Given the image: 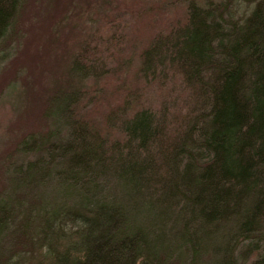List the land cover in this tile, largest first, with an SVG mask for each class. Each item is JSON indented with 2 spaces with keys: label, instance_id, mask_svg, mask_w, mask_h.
I'll list each match as a JSON object with an SVG mask.
<instances>
[{
  "label": "trees",
  "instance_id": "16d2710c",
  "mask_svg": "<svg viewBox=\"0 0 264 264\" xmlns=\"http://www.w3.org/2000/svg\"><path fill=\"white\" fill-rule=\"evenodd\" d=\"M21 3L0 0V41ZM119 3L20 140L0 264H263L264 0Z\"/></svg>",
  "mask_w": 264,
  "mask_h": 264
},
{
  "label": "rangeland",
  "instance_id": "374dc122",
  "mask_svg": "<svg viewBox=\"0 0 264 264\" xmlns=\"http://www.w3.org/2000/svg\"><path fill=\"white\" fill-rule=\"evenodd\" d=\"M149 1L119 0L117 7L148 5ZM21 2L15 25L0 41L1 198L10 191L11 164L15 165L23 159V154L18 152L20 140L33 132L41 134L49 130L52 121L45 113L51 96L57 90L74 84L68 75L71 56L78 50L80 40L96 31L101 24L97 15L101 8L100 0ZM167 5L164 9L169 10ZM131 40L124 56L133 58L134 66L141 38L136 34ZM21 194L14 191L12 195L21 196L24 201ZM28 194L25 198L27 202L34 199L31 191ZM8 239V235L4 237L6 243ZM15 259L24 261L19 256Z\"/></svg>",
  "mask_w": 264,
  "mask_h": 264
}]
</instances>
